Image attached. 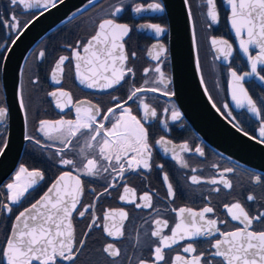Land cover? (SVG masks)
<instances>
[{
  "label": "flooded vegetation",
  "instance_id": "obj_1",
  "mask_svg": "<svg viewBox=\"0 0 264 264\" xmlns=\"http://www.w3.org/2000/svg\"><path fill=\"white\" fill-rule=\"evenodd\" d=\"M150 2L158 3L157 0H106L90 11L82 15L80 12L54 27L28 52L20 70L18 97L20 100L22 91L25 105L22 110L25 137L31 136L33 140L25 142L19 164L29 170L40 171L44 179L29 189L18 204H12L7 199L9 193L6 187L7 184L13 182V177L17 172H13L0 185V248L4 246V241L10 233L15 217L31 205L45 191L49 183L63 171L75 172L81 179L83 187L80 203L72 215L77 245L81 240L84 241V247L79 250L75 264H139L140 260L152 264L154 248L159 245L158 238L151 236V232L156 228L155 220H166L168 227L162 230L161 235H171V228L179 222L177 212L180 208L199 212L206 206L212 207L214 211L206 214V219L217 220V226L222 231L243 227L237 221L231 220L225 205L239 202L250 215H257L260 211H264V175L244 168L206 146L194 134L180 114L177 119L173 120V112L179 113V111L176 103L169 99L168 95H161L160 92H145L138 93V96L132 100H127L133 87H156L161 92L171 93L170 84L165 88V80L164 84L158 82L161 79V73H163V79L169 77L170 74L167 53L160 57L158 52L148 56L147 49L153 40L135 30L136 25L144 23L159 25L161 28L166 26L165 19L160 14L142 15L136 18L133 16L136 5L143 8ZM113 3L121 5L124 9L114 17L116 22L127 24L131 29L124 40V46L129 57L126 65L132 68L134 75H126L120 85L109 91L102 93L86 91L81 89L74 79L73 49L76 48L81 53L82 47L77 48V45L86 43L87 39L95 32L100 20L112 18L110 13L113 7L110 13L100 17L98 15L99 11ZM215 4L218 20L213 23L208 16L205 0H188L195 51L204 87L213 104L217 109H220L219 112L227 120L254 138L264 139L259 135L260 127L264 125V87L252 77L240 82L260 111L259 117L249 111L246 104L244 107H238L236 101L232 99L234 83L231 72L235 71L237 75L242 76L249 73V68L229 33L227 25L229 12L225 8L223 0H215ZM13 15L17 17L22 30L37 15V12L19 7L13 11L9 6V0H0V19L10 21ZM16 36L17 32L0 24V58H2L0 59V107H6L1 85L3 59ZM241 37L244 38V36ZM214 39L226 40L232 46L231 54L225 56L224 53L227 51L225 45L219 43L213 45L211 41ZM158 40L166 44L165 36ZM218 49H224V51ZM41 52L44 53L43 57L40 56ZM132 53H135V57L132 56ZM255 54L256 52L249 51L250 56ZM61 56H69L70 59L65 62L63 72L56 73L57 78L61 80V83L57 84L52 77L55 65ZM154 56L159 58L153 62L150 57ZM156 67L160 68V73L155 71ZM145 70H147V74H145ZM257 74L259 77L264 76V64L257 67ZM146 81L147 83H145ZM60 90L70 93L71 101L67 97L60 96ZM52 92H57V96H52ZM113 97L119 98V102L127 100L124 106L130 108L132 114L141 120L148 130L151 169L145 170L141 167L135 172L126 171L123 178L111 168L107 172H101L98 177L81 175L78 169L83 168L87 159L100 160L97 141L101 137L92 141L90 140L92 133L82 129L80 133L71 138V143L62 144L60 141L64 137L60 133H53L52 139L44 136L39 130L41 122L75 121L77 118V114L75 115L76 106H79L81 101H88L101 108V115L97 117V121L110 127V122L101 120V117L117 103ZM141 100L155 110V117L150 113L145 116ZM58 102L60 107H57ZM225 105L227 108L224 107ZM119 113L120 110L116 109V114L119 115ZM81 115L83 116L84 113L82 112ZM7 124L8 114L4 122L0 124V143L4 142ZM35 141H39V143ZM158 141L163 142L157 143ZM89 143L92 144L91 148L87 147ZM182 145H187L188 150H183ZM61 148L64 151L59 153L58 150ZM197 148L203 151V156L196 152ZM174 156L177 159H173ZM62 158L73 160L75 168L64 166L61 163ZM180 161L187 164V167H182ZM114 163L115 161H113ZM100 164L107 166L108 162L100 160ZM227 169H231V171H226ZM165 174L175 192L174 197L167 195V184L163 179ZM192 176H197L201 182L193 184ZM257 177L260 178V183L256 182ZM212 179L227 180L231 183L232 188H225L222 182L215 185L208 183ZM111 184L117 186L113 188L109 186ZM124 186L135 190L136 202L140 204H143V201L139 197L148 193L152 197V207L137 208L134 204L121 201L120 196L123 195ZM215 188H219L220 191H213ZM248 195H253L256 199L248 201ZM4 204H8L12 208L11 213L3 207ZM89 205H94V207H90L84 217L78 216V212L83 210L82 206ZM120 210L127 212L126 220H121L118 215L108 221L103 219L106 212ZM93 214L98 218L97 223L100 227L93 226L89 231L88 226ZM184 217L186 222H190L187 213L184 214ZM222 221H227V223H221ZM105 224L112 228L113 232L116 227L123 225L121 228L123 235L108 236L104 232ZM253 228L259 231L264 229V224L254 222ZM218 238L222 239L217 235L210 238L198 237L194 241H180L172 248L164 249L165 260L161 264H170L176 255L191 258L188 253H184L182 250L183 246L189 242L196 247V254H203L205 260H211L212 264H219L220 258H213L209 255L214 251L211 244ZM108 243L113 244L119 250L118 257L113 258L103 251ZM63 264H69V262L65 261Z\"/></svg>",
  "mask_w": 264,
  "mask_h": 264
},
{
  "label": "snow or ice",
  "instance_id": "obj_2",
  "mask_svg": "<svg viewBox=\"0 0 264 264\" xmlns=\"http://www.w3.org/2000/svg\"><path fill=\"white\" fill-rule=\"evenodd\" d=\"M64 2L65 0H9V6L13 11L17 7L24 10L40 8L44 11H51L58 8ZM187 2L188 0H185V3ZM206 3L208 5V16L213 23L217 22L218 16L215 0H206ZM227 4L231 7L230 22L236 36L241 37L242 32H246L247 39H240L239 41L240 48L244 54H249V45H255L259 48L258 56L253 57L249 55L251 73H245V76L257 74V65L264 64V0H227ZM148 8L152 11H163L159 3L149 4ZM123 10V7L119 4L114 6L110 13V17L112 18H107L100 22L96 33L85 44L77 45V48L82 47L85 55H81L76 48L73 49L72 57L76 61V78L80 84L89 89L96 88L102 91L111 89L120 85L126 75H134L132 68L126 65L129 57L125 52V46L122 42L129 35L131 29L127 24L117 23L114 19ZM144 10L139 5H136L134 8V11L137 13ZM43 14L41 12V15ZM189 16L191 17L190 11ZM0 24L17 32L16 39H19V35L22 34V26L15 15L11 16L10 21L0 19ZM146 27L152 29L157 35L164 31L159 25H147ZM212 43L213 45L218 43L225 45L227 49L224 53L225 56L231 54L232 46L226 40L218 41L214 39ZM101 44L104 45L103 48L96 47ZM218 50L224 51V49ZM43 55L44 53L41 52L40 56L43 57ZM132 56L135 57V53H132ZM69 59V56L59 57L52 77L55 83H61L56 73L63 72L65 62ZM153 59H158V56H154ZM155 71L160 73V68L156 67ZM145 74H147V70H145ZM231 76L234 83L232 99L236 101L238 107H244L246 104L249 111L259 117L260 111L240 83L244 80V76L237 75L235 71L231 72ZM259 78L264 81V76H260ZM158 82L164 84L163 73H161V79ZM166 87L167 85L165 84ZM145 92H160L161 95H170L167 91L161 92L156 87L141 86L133 87L127 100H132L138 96V93ZM59 94L71 101L70 93L60 90ZM51 95L55 97L57 96V92H52ZM113 99L117 100V103L114 107L107 110V114L101 117V120L110 122V127H106L104 123L97 121V117L101 115V108L84 101L79 102V106H76L77 118L75 121L41 122L39 130L44 136L52 139L53 133H60L64 137L60 141L62 144L65 142L71 143V138L80 133L82 129L92 133L90 136V140L92 141H95L97 137H101L97 141L99 157L100 160L108 162L107 166L100 164V160L98 159L86 158L87 162L83 168L78 169L81 175L98 177L101 172H107L111 168L123 178L126 171L135 172L141 167L145 170L151 169L149 163L151 148L148 142V130L141 120L132 114V110L124 106L127 100L119 102V98L113 97ZM141 104L143 105L145 116L149 113L153 117L156 116L155 110L151 109L148 104L143 103L142 100ZM19 105L24 110L25 105L22 91ZM57 107H60L59 102L57 103ZM213 107L215 108L216 105L213 104ZM224 107L227 108V105ZM116 109L120 110L119 115L116 114ZM217 111H220V109H217ZM82 112L84 113L83 116L81 115ZM7 114V108L0 107V124L4 122ZM178 117L179 113L173 112L172 119L175 120ZM233 126L236 127L238 132L242 131L235 124ZM244 134L247 135V133ZM259 135L261 138H264V125L260 127ZM252 138L251 136L249 137V139ZM26 139L33 140V137L26 136ZM35 142L39 143V141ZM162 142L158 141L157 143ZM256 142L264 143V139L257 140ZM87 147L91 148L92 144L89 143ZM181 147L185 151L188 150L187 145H182ZM6 148L7 141L0 143V156L4 154ZM63 151V148L58 150L59 153ZM196 152L201 156L204 155L200 148H197ZM173 159H177V157L174 156ZM113 161H115L114 164ZM61 163L66 167L75 168L74 161L71 159L62 158ZM180 163L182 167H187V164L183 161H180ZM226 171H231V169H227ZM43 179L44 176L40 171H30L26 167L21 166L15 174L14 181L6 185L9 193L7 199L12 204L20 203L24 194L30 188L36 186L39 180ZM163 179L167 184L168 197H174L175 192L171 183L168 182L166 174ZM68 182H73L71 189L68 187ZM191 182L199 184L201 181L197 176H192ZM221 182L225 188H232L231 183L227 180L218 181L212 179L208 181V183L214 185ZM256 182L260 183L259 177L256 178ZM109 186L114 188L117 185L111 184ZM105 190L107 191V189ZM213 191L219 192L220 189L215 188ZM82 194L83 187L79 176H74L71 172H64L59 176L56 182L52 184L36 203H33L30 208L21 211L15 217V224L11 229L10 235L5 239L3 248H0V264H63L65 261L69 262V264H75L79 250L84 247V241L81 240L79 245H77L75 229L72 223V213L77 210L79 198ZM135 197V190L124 186L123 195L120 196L121 201L134 204L137 208L152 207V197L148 193L139 197L143 201V204L137 203ZM255 199L256 197L253 195L247 196L248 201H254ZM3 207L9 213L12 212V208L8 204H4ZM90 207H94V205L82 206L83 210L78 212V216L84 217ZM225 208L231 220L243 225L242 228L222 231L217 226V220L206 219V214L213 213L214 211L212 207L208 206L199 212L180 208L177 212L179 222L171 228V235H161L162 230L168 227V222L156 219V228L151 232V236L158 238L159 245L154 248L152 264H161L165 260L164 249L172 248L173 245L180 241H194L198 237L210 238L217 235L222 237V239L218 238L211 244V248L214 251L209 255L213 258H220L219 264H264V229L257 231L253 228L254 222L264 224V211H260L257 215H250L239 202L225 205ZM185 213L190 217V222H186ZM117 215L121 220L128 218L127 212L120 210L118 212H106L103 219L108 221ZM97 220L98 218L93 214L91 223L88 226L89 231L93 226L100 227ZM221 223H227V221H222ZM122 227L123 225L116 227L115 232H113L112 228L105 224L104 232L110 237L123 235L121 231ZM182 250L184 253H188L191 258L176 255L170 264H212L211 260H205L203 254H196L197 249L191 242L184 245ZM103 251L113 258L120 255L119 250L111 243H108ZM139 264H148V262L140 260Z\"/></svg>",
  "mask_w": 264,
  "mask_h": 264
},
{
  "label": "water",
  "instance_id": "obj_3",
  "mask_svg": "<svg viewBox=\"0 0 264 264\" xmlns=\"http://www.w3.org/2000/svg\"><path fill=\"white\" fill-rule=\"evenodd\" d=\"M99 1L101 0H65L58 8L52 9L51 11H44L40 8L28 9L36 11L37 15L21 30L22 34L19 35V39L15 37L13 40L15 42H11L5 53L2 64L1 85L8 112V124L4 139V141H7V148L4 154L0 156V185L13 172H17L19 168L23 166L19 164V161L24 144L28 139L25 137L24 116L19 105L18 82L20 70L28 52L48 31L69 20L78 13L83 12ZM157 2L162 6L163 11H152L149 9L148 5L154 3L150 2L143 7V9H145L144 11L139 13L134 12L133 16L136 18L142 15L160 14L165 19L166 26L162 28L164 31L159 35L152 29L146 27L147 25H151L149 23L138 24L135 26V30L137 33L153 40V43H151L147 49L148 56L156 52L160 54L159 57L164 53L168 55L170 74L169 77H164L165 84L171 85V93L168 95V98L176 103L179 114L194 134L206 146L232 162L264 175V143H257L256 141L259 139L254 138L248 133L245 135L244 133L246 132L244 131L238 132L236 127L217 111L216 107H213V102L204 87L195 51L188 2L185 3V0H157ZM223 4L229 12L227 17L229 33L236 43L239 54L247 61L249 73H251L249 54L245 55L240 48L239 41L242 37H237L235 30L231 26V7L227 4V0H223ZM41 12L44 14L41 15ZM103 20L104 19L100 20L98 24ZM98 24L93 35L98 30ZM92 36H90L87 41ZM162 36L166 37V44L158 40L162 38ZM241 36H244L243 39H247L246 32H242ZM126 38L127 37H125L124 40ZM122 42L124 43V41ZM96 47L103 48L104 45L101 44ZM248 47L249 51L252 50L256 52L253 57L259 55V48L257 46L249 45ZM214 53L217 56L216 51H214ZM81 55H85L83 49H81ZM150 59L153 62L157 60L153 59V57H150ZM75 63L76 61L73 58L74 79L81 89L97 93L112 89L103 91L96 88L89 89L80 84L75 74ZM260 65L262 64H258L257 67ZM108 75H110V73H108ZM242 76H244V80L252 77L258 84L264 87V81L259 78L258 74L247 76L243 74ZM76 114L77 113H75V115ZM250 136L253 138L249 139ZM64 172H71L74 176H78L72 171H63L59 173L33 203H36ZM72 186L73 182H68L69 189H71ZM80 200L81 196L79 198V203ZM31 205L27 208H30ZM14 224L15 219L11 229Z\"/></svg>",
  "mask_w": 264,
  "mask_h": 264
},
{
  "label": "rangeland",
  "instance_id": "obj_4",
  "mask_svg": "<svg viewBox=\"0 0 264 264\" xmlns=\"http://www.w3.org/2000/svg\"><path fill=\"white\" fill-rule=\"evenodd\" d=\"M116 5V3H113V5H107L105 9H102L101 11H99V15L100 16H104V14H108L110 13V10L112 9V7H114Z\"/></svg>",
  "mask_w": 264,
  "mask_h": 264
},
{
  "label": "trees",
  "instance_id": "obj_5",
  "mask_svg": "<svg viewBox=\"0 0 264 264\" xmlns=\"http://www.w3.org/2000/svg\"><path fill=\"white\" fill-rule=\"evenodd\" d=\"M105 1H106V0H101V1L97 2L96 4L90 6L89 8H87L86 10H84L83 12H81V15H82L83 13L87 12V11H90L91 9H93L94 7H96L97 5H99L100 3H103V2H105Z\"/></svg>",
  "mask_w": 264,
  "mask_h": 264
},
{
  "label": "bare ground",
  "instance_id": "obj_6",
  "mask_svg": "<svg viewBox=\"0 0 264 264\" xmlns=\"http://www.w3.org/2000/svg\"><path fill=\"white\" fill-rule=\"evenodd\" d=\"M191 23H192V20H191ZM192 29H193V26H192ZM193 37H194V35H193Z\"/></svg>",
  "mask_w": 264,
  "mask_h": 264
}]
</instances>
